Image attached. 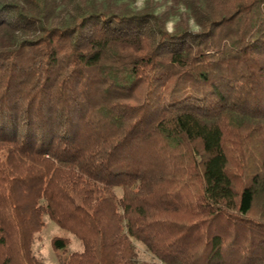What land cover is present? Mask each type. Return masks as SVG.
<instances>
[{
  "label": "trees",
  "instance_id": "16d2710c",
  "mask_svg": "<svg viewBox=\"0 0 264 264\" xmlns=\"http://www.w3.org/2000/svg\"><path fill=\"white\" fill-rule=\"evenodd\" d=\"M135 2L0 0V264H264V0Z\"/></svg>",
  "mask_w": 264,
  "mask_h": 264
},
{
  "label": "rangeland",
  "instance_id": "374dc122",
  "mask_svg": "<svg viewBox=\"0 0 264 264\" xmlns=\"http://www.w3.org/2000/svg\"><path fill=\"white\" fill-rule=\"evenodd\" d=\"M146 0H136L134 3L135 7L141 8L144 6ZM160 3L158 7V11H163L166 8V5L172 4V0H156ZM180 10H184L183 6L179 7ZM177 20L175 15H172L168 21V28L171 30L173 28V24ZM192 25H194V22ZM195 27V25H194ZM196 28V27H195ZM117 194H121V190L117 189ZM54 237H66L69 238L71 243L69 245L68 252L74 251H82L83 246L78 238H76L73 234L68 231L61 229L58 225H56L53 221H51L48 217L45 218V226L43 230L36 235V239L33 243L34 253L44 261L46 264H61V261L53 249L52 239ZM138 260L144 261L148 263H158V264H166L159 260L145 245L140 242L134 241Z\"/></svg>",
  "mask_w": 264,
  "mask_h": 264
}]
</instances>
